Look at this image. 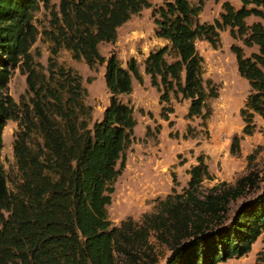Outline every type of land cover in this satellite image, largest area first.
<instances>
[{"label":"trees","instance_id":"obj_1","mask_svg":"<svg viewBox=\"0 0 264 264\" xmlns=\"http://www.w3.org/2000/svg\"><path fill=\"white\" fill-rule=\"evenodd\" d=\"M238 1V7L221 2L210 23L198 20L204 0L152 7L153 34L164 44L147 52L142 73L158 94L163 120L173 112L170 102L188 101L185 117L205 123L217 87L202 77L196 42L214 49L224 29L240 43L229 50L249 88L239 109L241 134L254 131L255 115L264 120V0ZM150 7L148 0H58L56 6L0 0V151L6 121L16 122L10 188L0 159V264H217L246 254L264 230V186L258 191L256 175L203 187L212 175L201 155L186 170L185 186L154 199L151 212L118 225L109 220L106 207L136 125L132 106L120 96L131 92L132 78L141 84L142 74L134 57L123 67L113 53L104 58L98 45L113 42L118 27ZM40 8L48 19L39 30L34 13ZM38 36L49 44L45 67L30 52ZM59 49L89 69L104 63L108 99L99 120L91 123L81 76L56 61ZM14 69L24 75L28 95L18 103L5 92ZM240 138L232 136L231 153ZM248 194L230 215V203ZM253 264H264V247Z\"/></svg>","mask_w":264,"mask_h":264},{"label":"rangeland","instance_id":"obj_2","mask_svg":"<svg viewBox=\"0 0 264 264\" xmlns=\"http://www.w3.org/2000/svg\"><path fill=\"white\" fill-rule=\"evenodd\" d=\"M148 1L151 7L141 9L118 27L113 42L98 45L104 58L113 53L123 67L130 57H134L142 74V83L138 84L132 78L131 92L120 96L122 102L132 106L136 125L133 128L134 140L125 152L124 168L113 184L110 203L106 207L113 225H118L127 217L137 220L142 213L151 212L154 199L163 198L172 188L179 192L188 178L186 170L195 164L198 155L203 157L212 175V180L202 182L203 187L218 182L233 184L237 178L250 172L256 175L258 191L264 186V120L255 115L254 131L248 136L241 134L243 124L239 109L249 88L245 80L238 76L234 56L229 50L230 44H240L239 41L231 39L227 29H224L219 31L220 43L214 49L204 40L196 42L197 51L203 59L202 77L216 85L217 97L208 100L211 112L204 124L198 118L185 117L188 101L170 102L173 112L168 114V124L159 116L161 105L157 101V92L149 86L148 77L142 73V61L147 52L164 44L154 37L151 16L152 7L160 5L163 0ZM223 1L204 0L198 20L212 22L218 17ZM227 1L234 7L240 5L238 0ZM50 3L56 6L58 0H50ZM47 19V12L41 8L34 13V24L39 30L47 25ZM252 20L250 17L246 21L249 23ZM48 46L38 36L30 49L31 53H38L35 59L44 67ZM249 51L244 50L245 54ZM55 59L59 64L73 68L81 76L82 85L86 89L84 101L92 107L91 123L99 120L108 99L103 81L104 63L89 69L82 60H73L64 49L58 50ZM5 92L16 103L20 97L27 99L24 75L18 69L13 70ZM187 126H190L189 131H186ZM146 127L149 129L145 134ZM15 131L16 122L8 120L1 133L0 159L9 188L12 179L16 180L12 155ZM233 135L241 136L237 153L230 151ZM171 174L174 175V181ZM252 196L248 194L231 202L229 214ZM154 246L159 255L167 254L162 247ZM263 247L264 230L246 254L217 264H253ZM161 263L162 260L158 262Z\"/></svg>","mask_w":264,"mask_h":264}]
</instances>
